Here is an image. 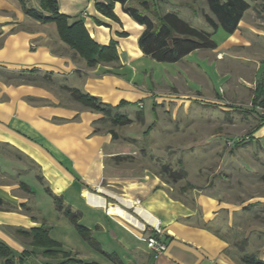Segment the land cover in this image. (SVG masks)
I'll return each instance as SVG.
<instances>
[{"label": "crops", "instance_id": "obj_1", "mask_svg": "<svg viewBox=\"0 0 264 264\" xmlns=\"http://www.w3.org/2000/svg\"><path fill=\"white\" fill-rule=\"evenodd\" d=\"M58 1L61 12L84 19L98 43L117 41L119 60L88 67L61 39L55 22L27 15L20 0H0V241L23 258V264L63 261L61 254L45 255V247L21 232L37 227L46 228L60 243L56 249L71 253L76 264H242L245 255L264 260V197L243 198L235 186L255 172L256 162L238 152H221L216 165L187 170L185 178L170 181L159 169L145 166L130 138L112 123L114 114L86 107L71 92L76 88L113 106L126 101L115 110L127 115L133 106L144 108L146 94L153 96L155 106L164 104L163 96L173 93L163 86L174 88L180 73L187 85L199 90L202 83H194L193 76L210 81L209 67H217L219 58L199 49L174 63L150 59L138 45L144 26L124 12L120 2L114 9L121 20L117 22L97 10L100 0ZM30 3L41 9L38 0ZM248 11L234 33L222 28L216 32L218 50L264 39L262 26L245 21ZM243 80L237 84L244 85ZM258 130L256 135L264 133ZM231 177L236 182L229 186ZM183 181L188 186L178 187ZM55 196L81 211L80 222L100 243L102 250L95 249L105 258L57 209ZM138 199L134 212L161 222L168 247L158 256L122 221L144 226L118 203L131 207Z\"/></svg>", "mask_w": 264, "mask_h": 264}, {"label": "rangeland", "instance_id": "obj_2", "mask_svg": "<svg viewBox=\"0 0 264 264\" xmlns=\"http://www.w3.org/2000/svg\"><path fill=\"white\" fill-rule=\"evenodd\" d=\"M249 2L251 7L245 21L252 20L264 28V0ZM158 4L161 11L174 10L195 26L212 31L204 18L205 12L211 13L206 0H159ZM217 48L207 49L214 59L220 60L218 69L209 67V72H213L211 80L199 74L200 77L194 75L192 78L194 83L201 82L202 88L195 90L191 83L187 85L188 79L184 81V75L180 73L174 88L163 86L162 90L173 95L183 91L187 96H163L160 103L164 104L155 106L153 96L146 94L145 106L141 109H144L147 123H142L136 116L139 107L133 106L126 114L135 120L114 127L120 135L130 138L145 166L153 169L162 170L163 164H170L174 169L191 173L202 165H216L220 159L217 154L221 152L240 153L247 160L256 162V169L248 179L242 178L235 183L236 189L240 188L243 198L252 196L259 200L264 197V133L258 136L255 132L264 129V116L253 98L260 82L264 83V39L254 41L252 46ZM213 57H209L210 60ZM222 72L228 75L223 78ZM240 77L245 79L244 85L237 84ZM222 117L224 123L219 122ZM233 181L236 182L231 177L226 183L231 186ZM187 184L183 181L178 187H187ZM129 209L134 212V208ZM131 229L139 236L140 230L132 226ZM91 248L100 258H105L101 251Z\"/></svg>", "mask_w": 264, "mask_h": 264}, {"label": "trees", "instance_id": "obj_3", "mask_svg": "<svg viewBox=\"0 0 264 264\" xmlns=\"http://www.w3.org/2000/svg\"><path fill=\"white\" fill-rule=\"evenodd\" d=\"M41 9L32 5L28 0H20L24 12L41 21L55 22L61 39L66 42L74 52L83 58L88 67L98 64H108L119 60L117 41L111 40L109 44L98 43L90 34L82 17H72L59 9L58 0H38ZM159 0H100L96 8L103 15L120 22L115 12L116 2H120L124 12L144 26L138 38V45L143 53L160 62H178L189 53L199 49H215L218 42L214 38L216 32L222 28L232 34L239 28L244 13L251 7L249 0H206L210 12L204 13L205 21L212 27V31L199 28L183 18L174 10L161 11ZM122 35H127L124 32ZM72 95L86 107L102 111L105 116H111L114 125L127 124L133 121L127 115L118 113L117 109L126 101L113 106L102 101L98 96L84 93L79 89H71ZM253 102L264 108V83L260 82ZM137 117L143 122L144 114L140 110ZM115 137V132H114ZM127 156H117V159ZM160 173L170 181L186 177L185 169H174L170 164H163ZM56 206L75 225L77 231L94 248L102 250L100 243L90 234V230L80 222L81 211L73 210L64 204L60 197L55 196ZM4 208V200L0 197V209ZM23 234L32 238L36 246L45 247V255L56 257L61 254L63 261L60 264L78 263L71 253L57 250L60 243L52 239L44 227L32 228L29 231L21 230ZM0 257L4 264H23L21 257H15L12 251L0 241ZM98 264V263H91ZM242 264H264V260L255 255H245Z\"/></svg>", "mask_w": 264, "mask_h": 264}, {"label": "built area", "instance_id": "obj_4", "mask_svg": "<svg viewBox=\"0 0 264 264\" xmlns=\"http://www.w3.org/2000/svg\"><path fill=\"white\" fill-rule=\"evenodd\" d=\"M259 108L262 110V113H263L262 115L264 116V108L263 107H259ZM118 203L130 211L129 208L135 209L137 206H139L140 200L139 199L135 200L134 204L131 207H127L126 205L120 203L119 201H118ZM106 204L109 205L110 203L106 201ZM107 212L109 213V211H107ZM132 213L133 214L136 213L137 215L136 214L135 215L137 217H139L141 215L138 212H132ZM110 215H112V214H110ZM112 216H115V215H112ZM115 217L120 218V216H115ZM140 219L144 223L143 227H137V226L131 224L130 222L126 221V220H124V221L127 222L126 225L128 228L131 229V226H132L133 228L140 230L139 238L146 242L147 246L154 252L155 256H158L161 253L165 252V250L168 247V244L162 238L163 228L161 226V222L159 220H158V222H150V221H147L146 219H144L143 216H141Z\"/></svg>", "mask_w": 264, "mask_h": 264}]
</instances>
